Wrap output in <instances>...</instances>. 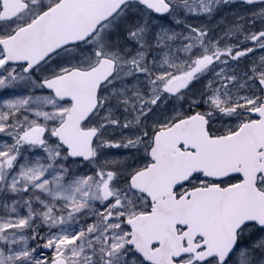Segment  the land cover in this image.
Returning <instances> with one entry per match:
<instances>
[{
	"label": "snow or ice",
	"instance_id": "1",
	"mask_svg": "<svg viewBox=\"0 0 264 264\" xmlns=\"http://www.w3.org/2000/svg\"><path fill=\"white\" fill-rule=\"evenodd\" d=\"M0 264H264V0H0Z\"/></svg>",
	"mask_w": 264,
	"mask_h": 264
}]
</instances>
